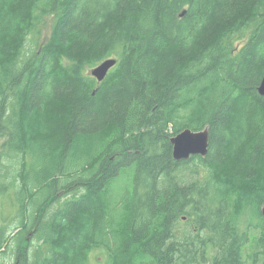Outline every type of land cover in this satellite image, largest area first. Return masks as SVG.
I'll use <instances>...</instances> for the list:
<instances>
[{
  "label": "trees",
  "instance_id": "trees-1",
  "mask_svg": "<svg viewBox=\"0 0 264 264\" xmlns=\"http://www.w3.org/2000/svg\"><path fill=\"white\" fill-rule=\"evenodd\" d=\"M263 77L264 0H0V264H264Z\"/></svg>",
  "mask_w": 264,
  "mask_h": 264
},
{
  "label": "water",
  "instance_id": "water-1",
  "mask_svg": "<svg viewBox=\"0 0 264 264\" xmlns=\"http://www.w3.org/2000/svg\"><path fill=\"white\" fill-rule=\"evenodd\" d=\"M117 59L109 58L92 69V75L98 81H103L109 71L116 65ZM259 93L264 97V77L258 87ZM173 145V157L176 161H183L191 158V156H206L209 152L210 133L207 128L202 130H193L186 128L171 137ZM263 225H264V206L262 208Z\"/></svg>",
  "mask_w": 264,
  "mask_h": 264
},
{
  "label": "rangeland",
  "instance_id": "rangeland-1",
  "mask_svg": "<svg viewBox=\"0 0 264 264\" xmlns=\"http://www.w3.org/2000/svg\"><path fill=\"white\" fill-rule=\"evenodd\" d=\"M120 188H123V187H125L126 185H127V183H128V179L127 178H122V179H120ZM120 191H122V189L120 190ZM118 194H121V192H119ZM5 209H8V208H5ZM8 211H9V209H8ZM259 232L258 231H254L253 232V236L255 237L257 234H258ZM252 252V243H250L247 247H246V249H245V252H244V259H245V263L246 264H252L251 263V259H250V256H251V253ZM214 251H211L210 253H209V257L210 258H208V260H206V261H201L199 264H212V257H213V255H214Z\"/></svg>",
  "mask_w": 264,
  "mask_h": 264
},
{
  "label": "bare ground",
  "instance_id": "bare-ground-1",
  "mask_svg": "<svg viewBox=\"0 0 264 264\" xmlns=\"http://www.w3.org/2000/svg\"><path fill=\"white\" fill-rule=\"evenodd\" d=\"M253 213V212H252Z\"/></svg>",
  "mask_w": 264,
  "mask_h": 264
}]
</instances>
